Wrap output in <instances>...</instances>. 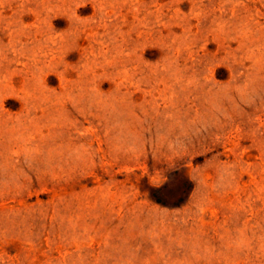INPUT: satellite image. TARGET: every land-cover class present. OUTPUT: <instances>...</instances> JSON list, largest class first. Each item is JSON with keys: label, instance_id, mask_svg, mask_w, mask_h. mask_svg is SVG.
Instances as JSON below:
<instances>
[{"label": "rangeland", "instance_id": "obj_1", "mask_svg": "<svg viewBox=\"0 0 264 264\" xmlns=\"http://www.w3.org/2000/svg\"><path fill=\"white\" fill-rule=\"evenodd\" d=\"M0 264H264V0H0Z\"/></svg>", "mask_w": 264, "mask_h": 264}]
</instances>
